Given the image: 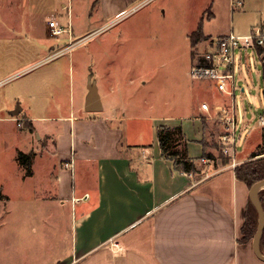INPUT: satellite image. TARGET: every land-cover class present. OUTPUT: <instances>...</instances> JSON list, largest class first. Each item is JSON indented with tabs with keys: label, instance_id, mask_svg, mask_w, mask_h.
<instances>
[{
	"label": "crops",
	"instance_id": "1",
	"mask_svg": "<svg viewBox=\"0 0 264 264\" xmlns=\"http://www.w3.org/2000/svg\"><path fill=\"white\" fill-rule=\"evenodd\" d=\"M150 1L0 0V122L23 119L25 136L41 141L46 155L35 166L50 160L54 181L42 198L61 200L49 243L25 246L0 264H264L255 236L243 240L251 188L217 159L210 139L219 142L222 125L202 109L204 101L229 98L191 75L195 60L233 27L220 23L219 0H168L176 1V27L149 29L144 43L128 29L108 33ZM227 5L230 16L236 7ZM53 18L66 28L58 36ZM78 41L87 48L76 61ZM93 86L100 101L90 106ZM162 126H182L198 169L219 171L191 177L178 169L163 156ZM85 193L89 199L73 201ZM38 224L31 229L40 239Z\"/></svg>",
	"mask_w": 264,
	"mask_h": 264
},
{
	"label": "rangeland",
	"instance_id": "2",
	"mask_svg": "<svg viewBox=\"0 0 264 264\" xmlns=\"http://www.w3.org/2000/svg\"><path fill=\"white\" fill-rule=\"evenodd\" d=\"M166 1L168 0H151L112 25L108 29V33L115 35L128 29L130 32L140 33L144 43V39L151 37L148 34L149 29L158 30L160 26L166 27L168 25L176 27V20L172 14L174 13L172 9H177L175 7L176 1L171 3L173 7L169 3H165ZM219 2L221 7L219 9L220 23L224 26L229 23L236 34H249L257 27L264 26V0H244V6H236L232 10L231 17L229 16L227 0H219ZM170 16L171 20L168 19ZM165 17H167L166 21L163 22ZM166 35L167 33L159 39V42L162 43ZM80 37L81 35L76 33L73 39L69 40V43L79 40ZM175 44L176 39H172L171 45ZM85 48H87L85 42L78 41L76 43L72 51L76 61L83 58ZM247 65L250 68L249 71L246 70ZM242 69L243 79L240 80L239 84L241 87L246 86V90L245 92L237 90L236 102L242 123L245 119L249 122L244 124L240 140L239 151L242 154L239 155V160L241 164L249 161L254 152L257 153L256 158L264 157V135L259 133L262 132V129L256 124L258 113L264 109V64L260 58H251L248 64L243 65ZM15 83L17 82L9 84L5 89H12ZM12 95L13 93L10 92L9 97ZM23 131V128L18 126L16 121L0 122V257H4V255L6 257H18L25 246L30 248L37 246L39 248L41 245L49 243L52 230L47 227L51 228L50 225L56 220L55 218H59L56 213L60 212V198L57 196L46 200L42 198V195L50 194L53 191L54 181L49 176L53 167L50 166L48 159L45 162L38 161L35 166L37 160L44 153L46 155V151L41 147V141L37 139L34 133L31 134V138H27ZM210 142L220 149L216 135L211 136ZM36 146L40 147L39 152L35 149ZM19 152L31 153L34 163L31 166L33 176H29L30 169L22 164L23 161H19ZM222 158L226 157L221 153L217 154V159L220 162H222ZM51 159L53 158L51 157ZM27 161L24 160L23 163ZM217 170L218 166L213 164L207 172L211 174ZM195 172L205 173L204 170L201 171L198 168ZM66 201L69 202V199ZM66 205L69 207V204ZM5 206H7V213H4L6 212ZM35 223L40 224L39 231L36 232L45 234L43 238L42 234L40 239L36 237L38 234H33L31 228Z\"/></svg>",
	"mask_w": 264,
	"mask_h": 264
},
{
	"label": "built area",
	"instance_id": "3",
	"mask_svg": "<svg viewBox=\"0 0 264 264\" xmlns=\"http://www.w3.org/2000/svg\"><path fill=\"white\" fill-rule=\"evenodd\" d=\"M233 7L244 5V0H231ZM50 27L52 34L58 36L66 31V28L60 25L56 19H51ZM264 30L257 27L249 34H236L230 31L228 34L220 36L213 46L198 57L191 67V75L195 79H208L215 83L216 87L225 93L229 101L226 104H215L204 101L202 109L205 115L212 120L219 121L222 125V132L219 135V144L221 153L228 158V164L232 168H236L241 164L239 160V147L242 137L244 124L249 120H243L239 114V108L236 100L237 90L245 92L246 86L239 84L243 79V65L248 64L251 58L258 59L264 57ZM248 65L246 70L249 71ZM244 117V116H243ZM19 126L23 125L22 119H17ZM256 124L262 129L264 134V109L258 113ZM202 163L213 164L214 159L211 157H202ZM66 167L73 166V162H65ZM205 172V171H204ZM195 171L189 172L194 176ZM209 176V172L204 173ZM90 198V193L82 196H74V202L84 201ZM116 247L117 252L124 250V247L118 243H112Z\"/></svg>",
	"mask_w": 264,
	"mask_h": 264
},
{
	"label": "trees",
	"instance_id": "4",
	"mask_svg": "<svg viewBox=\"0 0 264 264\" xmlns=\"http://www.w3.org/2000/svg\"><path fill=\"white\" fill-rule=\"evenodd\" d=\"M201 34L202 24H199L197 31L194 33L195 41L200 37ZM263 51L264 48H261L260 52ZM262 62L264 64V57L262 58ZM158 136L164 157L172 159L175 163V166L183 171L192 172L197 170L198 166L196 159L189 155L188 140L184 134L182 126H162L159 129ZM205 154L208 155L209 153ZM256 155L257 153L254 152L249 161H246L235 168L237 177L244 181L249 186V188H251L257 181L264 180V157H260L258 159L255 157ZM18 159L20 162L28 160L26 163L22 162V164L30 169V175L32 166L31 153L19 152ZM227 161L228 158H222L223 163H227ZM259 196L264 206V188L260 190ZM258 226L259 212L251 200L246 214V222L243 227V240L248 241L249 239L253 238L256 235ZM260 247L262 252H264V231L261 236Z\"/></svg>",
	"mask_w": 264,
	"mask_h": 264
},
{
	"label": "water",
	"instance_id": "5",
	"mask_svg": "<svg viewBox=\"0 0 264 264\" xmlns=\"http://www.w3.org/2000/svg\"><path fill=\"white\" fill-rule=\"evenodd\" d=\"M91 91H92V95L90 97L89 105L91 106V104L93 105L95 103L99 105L100 99L96 87L95 86L91 87ZM96 106L95 105L92 106L91 109H96L97 108ZM262 188H264V180L257 181L250 189V196L259 212V226L256 235L254 237L255 250L257 254L264 260V255L260 247V240L262 233L264 231V206L259 196V192Z\"/></svg>",
	"mask_w": 264,
	"mask_h": 264
}]
</instances>
